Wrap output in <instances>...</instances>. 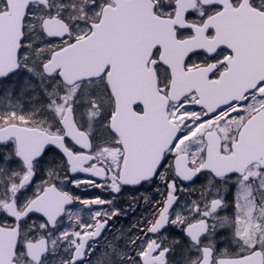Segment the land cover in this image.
<instances>
[{
	"label": "snow or ice",
	"instance_id": "snow-or-ice-1",
	"mask_svg": "<svg viewBox=\"0 0 264 264\" xmlns=\"http://www.w3.org/2000/svg\"><path fill=\"white\" fill-rule=\"evenodd\" d=\"M0 264H264V0H0Z\"/></svg>",
	"mask_w": 264,
	"mask_h": 264
},
{
	"label": "flooded vegetation",
	"instance_id": "flooded-vegetation-1",
	"mask_svg": "<svg viewBox=\"0 0 264 264\" xmlns=\"http://www.w3.org/2000/svg\"><path fill=\"white\" fill-rule=\"evenodd\" d=\"M81 196L84 198H94L95 196H101L102 198H111V195L107 192H103L99 189H92L88 192H79ZM144 193L153 197L154 199H159V194L153 188L141 189L140 192L125 190V192L121 193L117 203L121 208H129L128 214L126 217H121L116 221L115 227L120 228L121 226L127 227L131 224L135 223L137 220L142 219L145 215L148 214V209L145 207L143 199L140 197V193ZM132 197H136V200H133ZM76 207H82L77 205ZM132 207H135V210L132 211ZM85 217H87V212L84 213Z\"/></svg>",
	"mask_w": 264,
	"mask_h": 264
}]
</instances>
